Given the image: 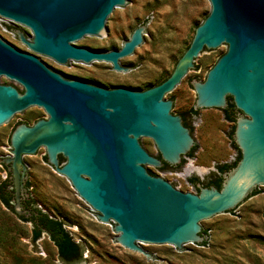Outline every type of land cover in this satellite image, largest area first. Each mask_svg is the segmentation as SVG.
Listing matches in <instances>:
<instances>
[{"label":"water","instance_id":"95a60500","mask_svg":"<svg viewBox=\"0 0 264 264\" xmlns=\"http://www.w3.org/2000/svg\"><path fill=\"white\" fill-rule=\"evenodd\" d=\"M209 3L208 14L171 74L146 89L66 79L0 33V76H5L0 77V131L13 129L12 155L0 162L10 172L15 214L29 215L21 206L24 197L37 202L29 189L37 177L29 157L44 152L47 164L69 181L96 219L113 226L114 240L150 262L161 257L151 255L144 243L186 253L191 246H210L201 245L207 240L205 224L235 216L257 198L264 188V0ZM136 6V0H0V26L28 27L32 39L21 31L18 38L59 63L95 60L81 68L107 63L123 77H132L125 60L142 55L149 36L160 42L151 27L144 32V24L137 26L117 49L71 42L115 41L112 24L117 15ZM208 50L225 52L203 80L192 78ZM6 77L23 90L2 84L12 83ZM189 81L196 94L194 110L219 112L228 100L233 102L231 138L240 153L235 165L221 173L219 188L197 182V192L174 186L168 175H155L166 171L164 164L180 170L202 145L172 100ZM36 110H44L46 117L32 124L19 122ZM149 142L158 155L144 145Z\"/></svg>","mask_w":264,"mask_h":264},{"label":"rangeland","instance_id":"374dc122","mask_svg":"<svg viewBox=\"0 0 264 264\" xmlns=\"http://www.w3.org/2000/svg\"><path fill=\"white\" fill-rule=\"evenodd\" d=\"M136 1L140 6L121 10L113 22L115 41L101 38L85 44L96 50L117 49L137 26L144 24V32L151 27L160 42L149 36L142 55L125 60L132 77H123L107 63L93 69L59 66L48 58L43 59L67 75H87V71L93 70V79L108 86L146 89L159 84L173 71L196 26L208 14L210 3L209 0ZM11 25L0 26V33L25 50L26 47L9 29ZM224 52L208 50L192 78L203 80L208 69ZM195 99L190 81L172 98L173 103H179V114L185 117L202 145L180 170L167 165L166 171L155 174L168 175L174 186L182 184L189 192H197L192 178L206 185L221 175V165L233 164L239 157L231 139L235 122L227 120L224 111L201 113L198 109L191 112ZM44 116L43 110H36L24 115L19 122L32 124ZM12 130L0 131V157L11 152L9 136ZM144 145L158 155L153 142ZM29 159L37 176L29 187L37 201L33 207L61 220L72 240L81 244L82 259L75 264H264V188L235 216L205 224L210 246H191L186 253L175 247L144 243L151 255L161 257L150 262L147 256L114 240L117 233L113 226H106L96 219L95 212L76 194L69 181L46 163L45 152ZM189 163L206 168L207 172L200 175L191 170L183 176ZM6 178V168L0 163V182ZM31 229L30 222L19 219L0 200V264H61L56 247L47 234L43 233L33 241Z\"/></svg>","mask_w":264,"mask_h":264},{"label":"trees","instance_id":"16d2710c","mask_svg":"<svg viewBox=\"0 0 264 264\" xmlns=\"http://www.w3.org/2000/svg\"><path fill=\"white\" fill-rule=\"evenodd\" d=\"M228 99L231 100V98H229V97H228ZM233 109H235L234 104L232 101H230L229 104L227 105V107L225 109H222V110L224 111V117L227 120L235 122V115L233 113ZM191 112L195 113V112H197V110H194L192 108ZM181 116L184 117L183 115H181ZM183 122H184L183 124L186 125L187 127H189L190 131H191V127L187 123L186 119ZM233 129H234V127H233ZM231 136H232V133H231ZM232 143H233V141H232ZM233 145L235 146L234 143H233ZM192 150H191V152H192ZM239 157H240V153H239ZM239 157H238V159H239ZM236 161L230 165H228V164L221 165L219 167L220 173H222L223 171H225V170L229 169L230 167H232L233 165H235ZM179 165H181V164H179ZM166 166H167V164H164V166L161 168H164ZM149 172L152 173L151 171H149ZM191 181L194 184H196L198 182L195 178H192ZM220 183H221V175L219 177L211 180L206 185L208 186V185L213 184L214 186L219 188ZM27 186H28V184H27ZM196 190H197V188H196ZM256 191H257V189L254 190L252 194H254ZM0 200L2 201V203H4V205L6 207H8L11 211H13L11 208V203H10L11 193L8 190H6V184H0ZM13 213H14V211H13ZM16 216L23 221H30L32 223L33 227L31 229V239L33 241L36 240L38 237H40L42 231L45 232L48 235L50 241L56 247L58 258L60 260H63L64 264H75L82 259L83 248H82L81 244L72 240V238L70 237L68 232L63 227V222L61 220L50 217L48 214H46L45 212L41 211L40 209H38L36 207H33L32 211H30L29 215L26 217L23 215H17V214H16ZM202 231L204 234H206V231H204V230H202ZM206 242H207V240H205L203 243H201V245H205Z\"/></svg>","mask_w":264,"mask_h":264},{"label":"flooded vegetation","instance_id":"af4514ba","mask_svg":"<svg viewBox=\"0 0 264 264\" xmlns=\"http://www.w3.org/2000/svg\"><path fill=\"white\" fill-rule=\"evenodd\" d=\"M15 23V22H14ZM16 24H18V23H16ZM18 25H20V24H18ZM21 26H23V25H21ZM25 27V26H24ZM26 29H27V31H23L22 29H20V28H18V27H16V25L15 24H13V25H11V26H9V29L13 32V36L14 37H16L17 38V40L18 41H20L25 47H26V49L25 50H23V51H25V52H28V53H31V54H33V55H35V56H37L38 57V59L39 60H41L43 63H45L46 65H47V67H49L51 70H53V71H55V72H57V73H59L61 76H63L64 78H66V79H80V80H82V81H84V82H86V83H88V84H94V85H100V86H103V87H106V88H111V87H118L119 85H117V86H111V85H106V84H103V83H101V82H97V81H95L94 79H93V70H91V71H87V75H79V74H74V75H67V74H64L63 72H61V71H59L58 69H56V68H54L53 66H51L50 64H48L44 59H43V57H45V58H48V59H50L51 61H53V62H55L56 64H59V65H67V64H75L76 66H79V67H89V66H92L96 61L95 60H92V61H90V62H84V61H81V60H72V59H70V60H68L66 63H59V62H57V61H55L54 59H52V58H50V57H47V56H45V55H43V54H41V53H38V52H35V51H33L32 49H30L25 43H23L19 38H18V35H17V31H21V32H23V34H24V36H25V38L27 39V40H31L32 39V32H31V30L28 28V27H25ZM84 38V37H83ZM82 38V39H83ZM81 40V39H80ZM77 41H79V40H77ZM77 41H74V42H71V44H74V45H76V46H80V47H84V48H89V49H92V48H90L88 45H85V44H82V45H77L76 44V42ZM15 46V45H14ZM16 47V46H15ZM18 48V47H17ZM0 77H5V76H0ZM7 78V77H6ZM7 79H9V78H7ZM12 83H2V84H11V85H13L14 87H16L19 91H22L23 90V87H22V85L20 84V83H18V82H16V81H14V80H12V79H9ZM1 83V82H0ZM229 100H228V104H229ZM32 106H36V105H32ZM32 106H29V107H32ZM29 107H27V108H29ZM38 107V106H37ZM26 108V109H27ZM25 109V110H26ZM24 111V110H23ZM44 111V110H43ZM20 113V112H19ZM45 113V112H44ZM233 113H234V115L236 114V109H233ZM46 114V113H45ZM46 116H44L43 118H45ZM182 117V116H181ZM182 119H183V121H185V117H182ZM37 120V119H36ZM26 123V122H25ZM184 123V122H183ZM26 124H28V123H26ZM186 126V125H185ZM191 152V151H190ZM189 154V153H188ZM188 154H186V155H188ZM12 154H11V152H10V154L9 155H6V156H3V157H7V156H11ZM24 156V155H23ZM185 156V155H184ZM3 157H0V158H3ZM58 158H59V160H60V162L61 163H63V161L62 160H64L65 161V158L64 157H62V155H58ZM22 161H23V164L25 165V167H26V164H25V162H24V160H23V157H22ZM45 161H46V159H45ZM1 163V162H0ZM47 163V162H46ZM3 166H5V168H6V171H7V178L3 181V182H0V184H6V190H8L10 193H11V201H10V203H12V196H13V192H12V189L11 188H9V185L10 184H12V181H11V179L9 178V176H10V172L8 171V169H7V166L6 165H4L3 163H1ZM164 166V165H163ZM162 166V167H163ZM178 166V165H177ZM176 167V166H175ZM26 174H27V178L24 180V182H23V184H25V186L27 187V184H29V182H28V171H27V167H26ZM21 206H22V208H24V209H28L29 211H32V209H33V203H32V199L30 198V196H28V197H24L22 200H21ZM26 222H30V221H26ZM31 223V222H30ZM31 225H32V223H31ZM33 227V226H32ZM64 227V226H63ZM43 233H45V232H43L42 231V233L41 234H43ZM46 234V233H45ZM48 236V235H47ZM49 238V237H48ZM58 260L61 262V264H64V262H63V260H60L59 258H58Z\"/></svg>","mask_w":264,"mask_h":264},{"label":"bare ground","instance_id":"6f19581e","mask_svg":"<svg viewBox=\"0 0 264 264\" xmlns=\"http://www.w3.org/2000/svg\"><path fill=\"white\" fill-rule=\"evenodd\" d=\"M191 170H196L200 175L207 172L206 168H197L195 167L192 163L188 164V167L186 168V170L182 173L183 176L187 175L189 171Z\"/></svg>","mask_w":264,"mask_h":264},{"label":"built area","instance_id":"2783aa9c","mask_svg":"<svg viewBox=\"0 0 264 264\" xmlns=\"http://www.w3.org/2000/svg\"><path fill=\"white\" fill-rule=\"evenodd\" d=\"M91 209V208H90Z\"/></svg>","mask_w":264,"mask_h":264}]
</instances>
